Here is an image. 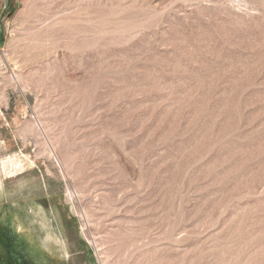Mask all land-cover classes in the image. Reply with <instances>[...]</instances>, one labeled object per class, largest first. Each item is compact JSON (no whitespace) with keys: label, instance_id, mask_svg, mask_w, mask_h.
<instances>
[{"label":"rangeland","instance_id":"rangeland-1","mask_svg":"<svg viewBox=\"0 0 264 264\" xmlns=\"http://www.w3.org/2000/svg\"><path fill=\"white\" fill-rule=\"evenodd\" d=\"M0 207L5 264H264V0H0Z\"/></svg>","mask_w":264,"mask_h":264},{"label":"crops","instance_id":"crops-1","mask_svg":"<svg viewBox=\"0 0 264 264\" xmlns=\"http://www.w3.org/2000/svg\"><path fill=\"white\" fill-rule=\"evenodd\" d=\"M13 215L14 214H13L12 211H9V210L5 211L4 207H0V243L3 240V239H1V237L3 236L1 234L2 233L1 231H3V228H7V226H9V225L11 226V224L14 225V223H12L13 220L15 219V218H13L14 217ZM8 220H9L10 223L8 222ZM4 241H6V240H4ZM5 246L7 247V243L5 244ZM0 247H2V246H0ZM6 249H8V247ZM5 254H6V251H5ZM4 258L5 259H1L0 258V260H1L0 264H5V263H11L12 262V261H10V259L8 257V254L5 255Z\"/></svg>","mask_w":264,"mask_h":264}]
</instances>
